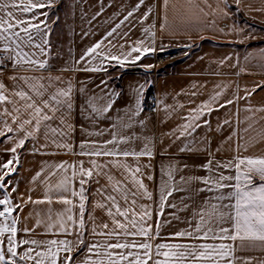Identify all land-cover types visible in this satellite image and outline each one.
Returning a JSON list of instances; mask_svg holds the SVG:
<instances>
[{"label":"snow or ice","instance_id":"6c2138e0","mask_svg":"<svg viewBox=\"0 0 264 264\" xmlns=\"http://www.w3.org/2000/svg\"><path fill=\"white\" fill-rule=\"evenodd\" d=\"M55 2L56 0H0V74L9 65L13 73L9 77L13 82L12 88L0 83V137L3 138L0 143L11 142L13 145L5 149V152L10 154V158L0 163V264H76L77 257L73 255L74 252L84 255V259L79 264H264V258L239 254L256 249L264 252V155L244 156L238 147L237 154L230 160L216 162L210 149L200 148V151H207L210 158L200 166L201 170L208 175L196 178L204 185L198 189V192H207L211 195L206 197L201 207L193 212L192 218L185 221L188 225L186 228L162 236L163 226L171 224L172 220H179L175 212L170 213L171 219H163L166 208H177V205L170 203V198L176 192L185 189L176 186L172 173H168L173 182L161 192L159 201L155 202L157 207L154 209L151 205H139V211H135L138 198L152 200V195L136 178V174L142 172L138 163L139 158H152V152L147 145L139 152L120 150V144L130 143L135 137H120L116 132H111V139L103 142L81 141L79 153L73 150L72 145L66 143L71 132L75 131V126L68 120L73 111V87L61 76L51 74L52 29L48 23L50 13L37 11L50 9ZM144 2L145 0H137L135 6L127 11L123 19L106 31L99 41L87 48L75 64L84 65L81 69L83 71L106 72L113 61L120 67L126 64L136 65L149 54H154L156 48L152 45L155 33H151L150 36L152 43H145L144 40L134 41L127 45L129 50L126 53L123 51L125 44L119 45V54L105 51V42L110 47H116V38L127 40L132 27L129 26L128 32L119 33V30L129 23L136 11L143 7ZM185 2L188 5V11L194 12L197 18L204 22L207 31H214L220 36H235L234 42L238 43L256 39L251 26L245 29L233 21L225 28L219 27L221 22L230 20L233 14L239 15L243 0H232V3L229 0H185ZM167 5L168 0H164V6L167 7ZM247 8L250 12L264 13V6L256 9L249 3ZM150 14V11L145 12L139 22L143 24ZM99 15H102V12L93 16L92 20ZM58 19V17L55 18L56 21ZM167 27L165 17L161 31ZM143 31L146 35L150 33L149 28H144ZM174 31L179 30L174 29ZM197 34L201 35L199 30ZM84 35L87 36L88 33ZM191 47V45H185V48ZM164 50L162 46L160 51ZM261 55L264 56V52ZM228 59L231 58L226 57L224 61H221V66ZM93 61L96 63L93 64ZM68 70L70 69L61 71ZM21 72L32 74H18ZM105 84V81H101L98 87L107 93ZM145 84L148 87L151 86L150 81H145ZM61 85L64 86L61 87ZM258 87L264 86L256 85L252 91L246 90L244 97H237V99L247 100ZM144 90L145 85H138L137 97L142 96ZM78 91L82 96L86 93L84 87ZM197 94L193 91L191 96L195 97ZM221 96L222 93L216 91L196 107L189 108L188 114L182 117L185 122L179 125V134L175 139L193 137V141L181 147L180 152L191 151L195 145L194 134L203 127H210V121L203 119L205 116H210L213 111L227 108L236 102V100L228 99L220 103ZM115 102L107 95H89L85 97L81 111L87 112L85 119H91L93 123H96L108 118V113L112 111ZM133 102L135 109L131 110L129 121L142 113L139 99L134 98ZM189 103H195V101L190 100ZM185 107L186 105L179 104L173 106L172 111L176 112ZM163 109L167 112L168 106L164 105ZM245 110L253 114L264 112V108L254 109L251 106L246 107ZM135 123H139L141 127L144 125L142 120ZM230 123L231 121L225 120L222 127ZM130 126L131 123L122 124L125 128ZM250 128H252L251 124L244 131L247 132ZM41 133L45 139L42 148L52 145L58 149H67L73 155L112 157L113 159L106 164L123 168L130 174L131 184L137 189L136 191L119 187V182L112 185V191L116 195L97 189V194L102 195L110 204L107 214L111 218L113 227L109 228L108 223H102L100 227L103 231L97 232L95 228H92L91 234L104 236L107 238L105 241L86 243L85 234L89 230L85 224V201L87 200L85 185L89 183L94 172L97 176L107 175L103 172L106 164H98L96 160H91L92 167L84 169L83 162H80L79 167L62 162L53 166L44 177V183L47 185L44 199L33 200L29 194L28 199L25 200L19 193V181L15 179L20 167L17 149L22 148L30 138L38 140ZM92 134L89 133V135ZM96 134L104 135V131ZM201 143L204 142L201 141ZM109 145L113 147L109 148ZM130 156L137 159V166L134 169L118 159ZM2 159L0 157V160ZM144 167H151V165ZM69 168L72 169L71 177L67 175ZM57 172L65 174L53 185L51 178L56 176ZM42 174L43 169L32 177V182L38 181ZM77 178H79V190L70 188V180ZM148 179L151 180L153 177L149 176ZM111 180L109 176L110 183ZM181 182H185L183 177ZM141 189L143 191H140ZM69 195L78 198L79 204H74L73 200L68 198ZM117 197L124 200L125 207H121ZM54 199L71 207H66L63 212L57 213L55 220L52 218L53 209L49 207L48 222L45 224L46 234L73 235L75 228L77 229L75 239L71 241L53 239L45 244L35 239L20 238L21 234L33 235L35 229L41 225V220L37 219L33 228L27 226L21 228L24 208L29 203L51 205ZM183 201L184 198L181 197L183 208L180 210L189 207ZM76 207L79 210L78 224L72 214L73 208ZM94 207H104V205L97 204ZM112 209H115V213ZM154 214L156 222L153 226L150 221ZM117 216L122 217L123 220L117 219ZM88 219L94 222L95 218L89 215ZM54 229L57 231L54 232Z\"/></svg>","mask_w":264,"mask_h":264},{"label":"crops","instance_id":"0c3cea01","mask_svg":"<svg viewBox=\"0 0 264 264\" xmlns=\"http://www.w3.org/2000/svg\"><path fill=\"white\" fill-rule=\"evenodd\" d=\"M229 2L232 3V0ZM136 3L137 0H56L52 8L38 9L37 11L50 13L48 23L52 29L50 36L51 74L61 76L73 87V111L68 120L75 126V131L71 132L66 143L72 145L73 150L79 153L81 141L103 142L111 139V132H116L120 137H135L130 143L120 144V150L128 149L139 152L147 145L152 152V158H139L138 163L142 172L137 173L136 178L152 195V200L138 198L135 211H139V205H151L154 209L157 207L155 202L159 201L161 192L173 182L168 173H172L176 186L185 189L176 192L170 198V203L177 205V208H166L165 210L164 220L171 219L170 213L173 212L179 217V220H172L171 224L161 228V235L167 236L186 228L188 225L185 221L191 219L193 212L201 207L206 197L211 195L207 192H198V189L204 185L198 182L196 178L208 175L207 172L201 170L200 166L210 158L208 152L200 151V148L210 149L216 162L230 160L237 154L238 147L244 156L264 155V112L253 114L245 110L248 106L254 109L264 108V87L256 88L247 100L237 99V97H244L246 90L252 91L256 85L264 86V56L261 55L264 52V13L250 12L247 8V5L251 3L253 8L258 9L264 6V0H243L239 15L233 14L230 20L219 24L220 28H225L233 21L245 29L251 26V31L254 32L256 39H249L244 43L234 42L235 36H220L214 31H207L204 22L199 20L194 12L188 11L185 0H168L167 7L164 6V0H145L143 7L136 11L129 23L119 30V33L128 32L129 26L132 27L127 40L116 38V47H110L105 42V51L119 54V45L125 44L123 51L126 53L129 50L127 45L134 41L144 40L145 43H152L150 36L151 33H155L152 46L156 48V52L149 54L136 65L126 64L124 67H120L113 61L111 62L112 66L106 72L81 70L84 65L77 66L75 61L87 48L99 41L115 23L123 19L127 11L133 8ZM233 8H235L234 4ZM148 11L151 14L141 24L139 22L140 17ZM99 12H102V15L92 20V17ZM56 17L59 18L58 21L55 20ZM165 17L168 27L161 31ZM144 28L150 29L148 35L144 33ZM174 29L179 31H174ZM197 30L201 35L197 34ZM84 33H88V35L85 36ZM185 45L192 47L185 48ZM162 46L164 51H160ZM161 54H176L177 60L163 67L157 66L155 59L157 55ZM226 57L231 59L226 60L221 66V61H224ZM95 63L93 61V64ZM146 65L152 67L147 68ZM62 69L70 70L61 71ZM18 74L31 75L32 73L21 72ZM11 75L13 73L9 65L0 74V83L12 88L13 82L9 79ZM101 81L106 82L104 87H106L107 93L98 87ZM145 81H150L151 86L148 87ZM138 85H145L144 94L139 97H137ZM63 86L61 85V87ZM81 87L86 89L84 96L80 95L78 91ZM193 91L198 93L197 96H191ZM216 91L222 93L220 103L228 99L236 100V102L227 108L213 111L210 116H205L203 119L210 121V127H203L194 134L195 145L191 151L180 152L181 147L193 141V137L175 139L176 135L179 134V125L185 122L182 117L188 114L189 108L196 107L197 104L207 100ZM150 92L154 94L156 99V108L153 113H149L143 108L145 95ZM93 94L107 95L116 101L112 111L108 113V118L101 119L96 123H93L91 119H85L87 112L82 113L81 111L85 97ZM134 98L141 102L142 113L129 121L128 117L131 115V110L135 109ZM190 100H194L195 103H189ZM179 104H184L186 107L173 112V106ZM164 105L168 106L167 112L163 109ZM253 116L254 118H252ZM139 120L144 121L143 127L139 123H135ZM225 120H229L231 123L222 127ZM57 123L59 122L57 121ZM129 123H131L130 127H122V124ZM249 124L252 125V128L245 132L244 129ZM102 130L104 135L96 134ZM89 133L93 134L89 135ZM0 140L3 138L0 137ZM44 144L45 139L41 133L38 140L30 138L22 148L17 149L20 167L15 179L19 181V193L24 196L25 200L28 199L29 194L33 200L44 199L47 188L44 177L57 164L65 162L68 165L75 164L79 167L80 162H83L84 169H90L92 167L91 160H96L98 164H106L107 161L113 159L112 157L73 155L67 149H58L52 145L42 148L41 146ZM12 146L11 142L0 143V157L3 158L0 163L10 158V154L6 153L5 149ZM108 147L113 146L109 145ZM118 159L132 169L137 166V159L131 156L119 157ZM145 165H151V167H144ZM42 169V176L33 183L32 177ZM103 172L107 175L97 176L94 172L89 183L85 185L87 190L85 193L87 196L85 224L89 230L85 234L86 243L107 239L104 236L92 235V228H95L97 232L103 231L100 227L102 223H108L109 228L113 227L111 218L107 214L110 204L104 200L102 195L97 194V189L116 195L112 191V185L119 182L121 188L131 191L137 190L131 184L130 174L123 168L106 164ZM64 174L57 172V175L51 178V183L55 185ZM67 175L71 177V168L68 169ZM109 176L112 178L111 183ZM149 176H152L153 179H148ZM181 177L184 178L185 182H181ZM69 187L79 190V178L70 180ZM181 197L184 198L183 202L189 205L183 210H180L183 208ZM68 198L72 199L74 204H79L78 198H73L70 195ZM117 198L121 207H125L124 200ZM97 204H103L104 207H94ZM49 207L53 209L52 218L55 220L57 213L63 212L66 207L71 206H65L56 202L55 199L51 205L29 203L22 213L20 227L33 228L37 219L41 220V225L35 229L33 235L21 234L20 238L35 239L45 244L53 239L70 241L75 239L77 230L75 228L73 235L46 234L45 224L48 222ZM78 211V207L73 208L72 211L77 224ZM112 211L115 213V209ZM89 215L95 218L94 222L88 219ZM117 219L123 220L119 216ZM155 222L156 216L154 214L150 223L154 226ZM53 231L57 230L54 229ZM239 254L264 258V252L259 249ZM73 255L77 257L76 264L84 259L83 254L74 252Z\"/></svg>","mask_w":264,"mask_h":264},{"label":"built area","instance_id":"2783aa9c","mask_svg":"<svg viewBox=\"0 0 264 264\" xmlns=\"http://www.w3.org/2000/svg\"><path fill=\"white\" fill-rule=\"evenodd\" d=\"M177 60L176 54H161L156 56V65L163 67L169 63L175 62ZM143 108L149 113H153L156 108V99L153 93H147L143 101Z\"/></svg>","mask_w":264,"mask_h":264}]
</instances>
